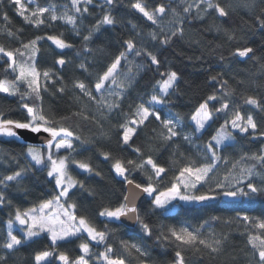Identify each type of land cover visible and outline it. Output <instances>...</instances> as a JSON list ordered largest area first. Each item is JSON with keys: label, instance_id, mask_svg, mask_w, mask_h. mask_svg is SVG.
Listing matches in <instances>:
<instances>
[{"label": "trees", "instance_id": "16d2710c", "mask_svg": "<svg viewBox=\"0 0 264 264\" xmlns=\"http://www.w3.org/2000/svg\"><path fill=\"white\" fill-rule=\"evenodd\" d=\"M137 2L153 20L135 10ZM0 52L32 57L37 73H48L34 86L0 55V83L15 89L0 92V128L28 123L31 108L48 129L66 131L70 146L55 154L74 181L61 197L49 166L31 161L19 137L0 132V264H36L43 254L41 264H264V226L253 219L264 216V0H89L75 29L33 24L0 0ZM116 62L111 81L96 91ZM170 75L166 107L191 128L205 104L211 119L197 139L226 161L189 190L181 186L186 172L206 163L152 114L138 120L142 101ZM220 132L232 141L215 143ZM128 180L152 189L132 227L106 214L124 209ZM176 185L195 201L175 196L169 208L157 206ZM237 186L246 195L235 197ZM54 199L98 240L79 234L52 243L41 230L6 247L14 219ZM185 225L193 236L180 235Z\"/></svg>", "mask_w": 264, "mask_h": 264}, {"label": "rangeland", "instance_id": "374dc122", "mask_svg": "<svg viewBox=\"0 0 264 264\" xmlns=\"http://www.w3.org/2000/svg\"><path fill=\"white\" fill-rule=\"evenodd\" d=\"M16 8L17 13L25 20L38 24L42 20L47 19L50 21H59L62 24L69 26L71 29H75L78 9L81 5L89 0H63L59 6L45 5L38 6L34 0H11ZM109 2L110 0H101ZM141 15L148 20H153V13L145 8V6L137 2L134 6ZM5 56L9 62V67L17 76L23 80L29 81L34 86H40L47 78L48 73L44 72L38 74L35 68L34 59L26 56L25 59H16L12 55L1 53ZM118 62L112 66L108 72L100 79V82L96 86V91H99L102 86L111 81L113 74L116 70ZM174 75H170L164 82L160 83L158 88V94L151 96L148 99L142 101L141 107L138 111V120L143 121L148 115L152 114L162 125L167 128L168 133L172 138L181 135L182 138L192 148L194 154L203 161L204 164L201 167H191L185 174L181 181V186L186 190H189L192 186L201 183L204 179L212 173V165L219 164L220 167L226 165V161L223 158H215L212 150L202 145L197 137L208 125L211 114L208 107L204 104L198 108L190 119L191 128H186L182 122L166 107L165 95L171 91L173 86ZM15 91L12 85L6 82L0 83V92L12 94ZM30 118L26 124H15L0 128V132L4 135L16 136V128L25 126L33 130L44 129L51 133L52 140L50 143L43 146L29 145L27 148V155L31 161L36 164H45L49 166V175L56 179L58 187L60 189V196L64 197L66 192L74 186V181L68 176L63 159L56 156V152L68 148L70 146V135L64 130H51L45 127L42 123L40 116L33 112L31 108H28ZM135 125L136 123L133 122ZM232 129H236V125H232ZM213 141L217 144H223L224 142H231L232 139L226 136L224 133H218ZM83 168V166H82ZM116 172L119 176H123L124 172L119 166H116ZM257 178V176H254ZM220 184L225 185V181L220 180ZM237 191L233 192L235 197L246 195L243 189L237 186ZM250 187V186H248ZM146 193L151 195L152 189L146 187ZM180 186L176 185L169 191L163 193L156 198V205L162 208H169L171 200L175 196H179ZM180 199L185 202H194L195 199L188 195H180ZM229 198H234L233 195H228ZM124 212L117 211L113 213H106L110 219H118V216ZM254 221L259 226H264V216H255ZM12 230L11 235L7 238L6 247H11L25 240L31 236H34L38 231H47L50 235L51 242H57L65 240L71 236L79 234L85 235L87 240L97 241L98 235L89 229L86 224L81 220L75 218L71 210L65 209L61 206L57 199L44 203L36 210H28L23 214L17 216L13 223L9 225ZM180 235L183 237L193 236V232L189 226H182ZM136 248H140L139 245L134 244ZM86 246L83 247L84 251H87ZM47 258V254L39 255L36 257V264H41ZM74 264H85L82 259H78Z\"/></svg>", "mask_w": 264, "mask_h": 264}, {"label": "water", "instance_id": "95a60500", "mask_svg": "<svg viewBox=\"0 0 264 264\" xmlns=\"http://www.w3.org/2000/svg\"><path fill=\"white\" fill-rule=\"evenodd\" d=\"M16 136L21 139L22 142L33 145L43 146L52 140L50 132L44 129L33 130L25 126L16 128ZM146 194V190L133 182L128 180L125 183V195H124V212L118 216V220L126 227H132L137 221V208L140 205Z\"/></svg>", "mask_w": 264, "mask_h": 264}, {"label": "crops", "instance_id": "0c3cea01", "mask_svg": "<svg viewBox=\"0 0 264 264\" xmlns=\"http://www.w3.org/2000/svg\"><path fill=\"white\" fill-rule=\"evenodd\" d=\"M90 229V228H89ZM50 235V234H49ZM50 240H51V238H50ZM52 241V240H51ZM60 241H62V240H60ZM57 242H59V241H57ZM57 242H52V243H57Z\"/></svg>", "mask_w": 264, "mask_h": 264}]
</instances>
